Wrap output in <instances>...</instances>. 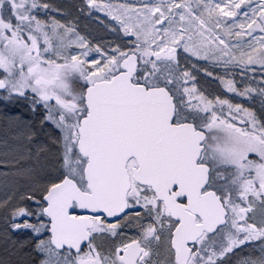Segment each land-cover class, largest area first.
Wrapping results in <instances>:
<instances>
[{
    "label": "rangeland",
    "instance_id": "1",
    "mask_svg": "<svg viewBox=\"0 0 264 264\" xmlns=\"http://www.w3.org/2000/svg\"><path fill=\"white\" fill-rule=\"evenodd\" d=\"M0 17L7 29L11 26L13 30L8 37L14 43H35L45 62L79 64L82 88L108 79L130 51L139 58L141 74L137 79L144 76V81L150 75L155 78L152 74L163 70L166 76L156 77L168 81L181 108L197 106L208 112L205 125L211 139L207 152L215 170L218 162L237 164L232 147L239 148L243 143L229 134L215 132L222 117L243 121L247 132L264 139V0H0ZM171 48L175 49L172 61H154V52ZM5 77L7 90L0 93V116L3 110L12 113L10 119L0 121V174L10 183L15 173L24 177L21 185L25 193L20 202L11 198L3 201L1 221L11 225L12 216L19 228H39L38 223L43 228L46 223L39 219L38 207L48 186L44 187L41 180L34 190L30 174L50 173L54 181L66 174L78 177L75 179L80 182L84 163L73 151L72 115L48 104V100H59L60 90L66 87L58 78L52 88L41 92L29 85L23 89L24 84L13 82L12 76ZM16 95L30 98L27 101L32 100L38 111L28 103L23 105L14 98ZM71 99L60 103L71 107ZM24 110L32 122L28 123ZM59 114L71 122L65 124ZM193 116L196 120L200 117ZM37 124L41 134L37 131L28 135L26 132L36 129ZM7 133L9 138H5ZM41 135L47 138L46 144L41 143ZM7 139L16 147L5 148ZM50 145L57 153L55 169L51 166L54 152ZM7 170L10 172H4ZM240 179L238 170L234 187L229 180L220 191L232 215L239 211V205L247 209L255 232L248 231V236L239 238L231 224L221 231L218 250L222 252L211 256L216 247L208 249L206 262L196 257L191 264H264V196L242 192ZM9 191L19 193L17 188ZM4 203L10 205L6 208ZM26 218L29 223H23ZM39 238L44 241V235ZM210 241L202 242L206 246ZM241 244L251 246L255 254L232 263L229 254Z\"/></svg>",
    "mask_w": 264,
    "mask_h": 264
},
{
    "label": "water",
    "instance_id": "2",
    "mask_svg": "<svg viewBox=\"0 0 264 264\" xmlns=\"http://www.w3.org/2000/svg\"><path fill=\"white\" fill-rule=\"evenodd\" d=\"M155 56L170 59L175 49ZM137 67V55L129 53L120 62V72L85 89L86 113L78 124L76 150L86 159L83 179L87 190L82 191L73 179L63 177L42 196V213L48 218L54 248L80 247L88 241L90 219L72 216L74 205L80 214L104 215L110 221L123 214L130 187L126 162L133 158L136 167L132 179L150 186L163 199L166 213L179 220L172 248L176 264H186L188 245L203 232L212 234L225 225L227 212L214 192L200 195L209 175L207 166L199 169L196 164L205 133L195 131L189 123L173 124V97L165 87L134 84ZM4 88L0 80V91ZM170 174L186 177L179 185L187 200L185 209L192 214L161 195L156 179ZM194 215L201 218L200 224L194 223Z\"/></svg>",
    "mask_w": 264,
    "mask_h": 264
},
{
    "label": "flooded vegetation",
    "instance_id": "3",
    "mask_svg": "<svg viewBox=\"0 0 264 264\" xmlns=\"http://www.w3.org/2000/svg\"><path fill=\"white\" fill-rule=\"evenodd\" d=\"M9 31H13L11 26L7 29L0 17V79L5 83V92L7 90V78L5 76H12L13 82L24 84L23 89L29 85L30 89L37 87L38 91L41 92H44L45 87L49 84H55L56 80L60 78L67 88L66 91L62 90L66 100L70 102V97H73L71 99L72 104L71 107L69 105L62 106L59 103H56L55 106L68 110L72 115L75 125L71 129L73 133L71 138H74L76 142L78 122L85 112L84 106L80 103L83 102V95L82 97L79 95L81 66L77 63L69 65L54 61L45 62L38 54L35 43L32 41L30 43L26 41L14 43L8 37ZM64 78L68 79V82H65ZM69 80L72 82L71 85H69ZM133 81L137 82L136 76H134ZM42 83L43 85L40 86ZM48 103L53 104V101L48 100ZM31 108L37 109V107ZM186 112L193 114L187 115ZM194 114L200 116L197 117L200 120H196ZM59 116L62 117L65 124L71 122L64 118L65 115L59 114ZM207 117L208 112L202 108L184 106L181 109L176 108L174 122L193 123L195 129L202 130L207 134V130H209L208 126L205 125ZM220 124V132L229 134L243 141V143L239 148L232 147V155L235 156L236 159L234 160H237V164L232 162L233 164L225 165L223 162H218L215 170L213 164L210 163L206 141L204 142V148L197 165L199 169V165L209 167V179L206 187L200 191V195L213 191L225 205L220 187L229 180L232 182L230 185L234 187L235 176L240 170L239 185L243 187L242 192L260 193L264 196V139L255 133L247 132L244 128V122L240 120L230 121L222 117ZM228 153L230 154L229 151ZM135 166L134 159L128 160L127 171L130 178V188L126 196L127 209L123 214L111 221L104 215L89 216L88 241L76 249L62 248L58 250L50 245L49 235L48 233L45 234L43 245L46 248L38 249L34 261L30 260L25 264H176L172 237L179 221L170 213H166L163 199L158 198L150 186L137 183L131 178ZM185 180V176L170 174L166 177H158L156 183L159 190L161 189L163 197L168 198L170 202L174 201L185 209L187 200L181 194L183 190L179 185L181 181ZM238 207L239 211L234 212L233 215L227 210L226 225L232 224L237 230V235L244 238L249 235L248 231L253 233L256 228L251 224L246 213L247 209L242 208L241 205ZM73 215L78 218L84 216L78 213L75 206ZM39 219L48 224V219L44 217L42 208ZM194 221L200 223L201 219L195 215ZM220 230L218 229L212 235L202 234L195 245L191 247L187 264H191L196 257L201 258L203 262L207 261L201 256L212 248H205L203 242L213 240L216 241V246L220 247ZM218 249H216L217 253L220 252Z\"/></svg>",
    "mask_w": 264,
    "mask_h": 264
},
{
    "label": "trees",
    "instance_id": "4",
    "mask_svg": "<svg viewBox=\"0 0 264 264\" xmlns=\"http://www.w3.org/2000/svg\"><path fill=\"white\" fill-rule=\"evenodd\" d=\"M152 75L166 76V73L163 72V70H161V71H157L156 74H152ZM156 76H155V78H152L150 75L146 79V81H144V82L147 84H151V83L161 84V85L167 84V82L159 79V77L157 78ZM42 85L43 84H41L40 86H42ZM82 93H83V89H80V93H79L80 97L82 96ZM17 100H21L23 105L27 104V99L25 97L17 98ZM176 102H178V101H176ZM80 103L82 104V101ZM0 105H2V104H0ZM0 107L3 108V106H0ZM6 112H8V113L5 114ZM9 113H12V110H10V111H9V109H7V111L3 110V114H1V116H0L1 123H3L5 120H8L11 118L9 116ZM23 114H24V117L26 118V120L28 121V123L32 122L31 120L27 119L28 114L26 117V110L23 111ZM6 116L9 118H6ZM35 126L36 127H34V128H36V129L31 128L26 133H28V135L32 134V133L36 134V132L38 131L37 133H38V135H40L41 134L39 131L40 127L38 126V124ZM11 134L12 133H10V135ZM5 136H6L5 138H9L8 137L9 133H7ZM1 137H3V136L0 135V138ZM38 137L40 139H42L41 140L42 144H46V141H48V140H46L47 138L44 135H41ZM210 139H211V137H209V140ZM9 140L10 139H7V144H6L5 148L6 147L8 148L9 146L12 147L11 146L12 141H9ZM14 147H16L15 143L13 144L12 148H14ZM50 149L52 152H54L52 154L53 155L52 158L54 159V161L51 163V166L53 168L57 164V161H56L57 153H56V149L53 148V146H51V145H50ZM53 169H55V168H53ZM4 172H10V171L7 170ZM12 173H14V172H12ZM15 174H14V177H13L11 183L7 177H1L2 173L0 174V205L3 204V201L5 202V200H8L10 198H11V200L18 199V201L20 202L21 201L20 197L24 196L23 193H25V192L22 191V185L21 184L25 183V178L24 177L22 178L20 176H16ZM51 177H52V175L50 173L49 174L48 173L39 174V175L30 174V176H29V178L33 179L30 183L32 184V187H35L34 190H36V187L37 188L39 187V183L41 180H42V184H44L43 185L44 187L53 184L55 181L52 180ZM26 180H27V178H26ZM20 182H22V183H20ZM15 188H17V190H19V193L15 192V191H9V189H15ZM5 193H6V195H5ZM30 193H32V192H30ZM3 195H5V197ZM4 205H6V208H7L10 204L4 203ZM2 209L3 208L1 207L0 211ZM2 217H3V215H0V264H25L27 261H30V260L34 261L36 251L40 248H44V249L46 248L45 245H43V241H41V239L39 238L42 235H44V233H46V228L45 227L40 228L39 223H38L39 228H33V226H36V225L31 226V224H30L31 228H26L23 226H22L23 228H19L18 226H16V224H14L15 220H13L12 216H10V220H11L12 224H14V226L12 224L5 226L4 223L1 221ZM23 223H29L28 219H26ZM13 227H17V228L14 229ZM38 239H39V242H37ZM39 243L42 246H39ZM254 254H255V250L251 249V246L241 244V245L235 247L231 251V253L229 254V256H230L229 260L232 261V263H235L236 260H238V259H242L245 257H252Z\"/></svg>",
    "mask_w": 264,
    "mask_h": 264
}]
</instances>
